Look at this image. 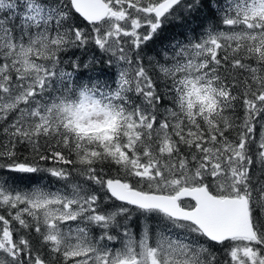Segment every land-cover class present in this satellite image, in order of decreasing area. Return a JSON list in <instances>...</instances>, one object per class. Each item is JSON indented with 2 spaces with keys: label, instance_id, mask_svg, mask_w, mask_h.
<instances>
[{
  "label": "snow or ice",
  "instance_id": "1",
  "mask_svg": "<svg viewBox=\"0 0 264 264\" xmlns=\"http://www.w3.org/2000/svg\"><path fill=\"white\" fill-rule=\"evenodd\" d=\"M0 264H264V0H0Z\"/></svg>",
  "mask_w": 264,
  "mask_h": 264
}]
</instances>
